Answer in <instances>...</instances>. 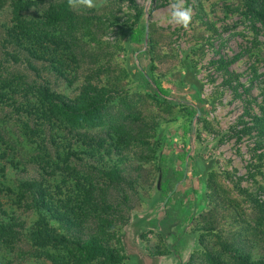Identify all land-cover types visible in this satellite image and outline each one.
<instances>
[{
    "label": "rangeland",
    "instance_id": "1",
    "mask_svg": "<svg viewBox=\"0 0 264 264\" xmlns=\"http://www.w3.org/2000/svg\"><path fill=\"white\" fill-rule=\"evenodd\" d=\"M94 2L93 8L77 6L80 48L76 64L64 61L67 80L49 71L37 80L56 86L67 101L97 98L100 104L101 116L89 121L97 115L93 109L78 132L110 134L102 149L90 148L104 157L94 166L121 168L123 180L109 192L107 223L94 230L105 235L109 251L125 258L121 264H129L134 244L149 255L160 251L161 234L147 220L170 212L172 227L196 234L197 247L188 243L182 264H210L204 256L210 249L222 264H240L234 258L240 251L227 246H244L251 261H264V211L257 205L264 206V26L245 0H186L193 12L188 28L157 23L170 0ZM136 32L138 41L131 39ZM20 155L16 151L30 172L29 156ZM81 155L77 165L87 171L93 162ZM0 202L4 211L15 199L3 191ZM18 210L23 220L27 213ZM30 216L33 228L47 220L37 208ZM169 233L162 239L175 249L180 238L173 241ZM125 239L135 243L126 247ZM8 243H0V264H112L75 252L68 240L62 248H43L34 237Z\"/></svg>",
    "mask_w": 264,
    "mask_h": 264
},
{
    "label": "trees",
    "instance_id": "2",
    "mask_svg": "<svg viewBox=\"0 0 264 264\" xmlns=\"http://www.w3.org/2000/svg\"><path fill=\"white\" fill-rule=\"evenodd\" d=\"M245 1L247 10L264 26V0ZM78 12L77 6H69L67 0H0V149L5 146L0 154V162H4L0 163V193L4 191L15 199L4 211L0 202V243L14 246L26 237H34L43 248L55 243L62 248L68 240L75 252L103 256L112 264H121L125 258L109 251L105 235L97 234L93 226L100 229L107 223L113 206L109 192L123 180L122 169L111 167L104 171L94 166L104 157L96 156L90 148L102 149L106 141L111 142L110 134L97 138L78 132V123L93 109L97 111L93 115H97L89 121L101 116L98 99L67 101L56 86L37 81L43 71L66 81L64 61L78 62ZM139 35L136 32L131 39L138 41ZM68 55H72L71 60L66 59ZM141 77L158 95L144 75ZM83 146L89 148L87 152L78 150ZM106 150V154L111 151ZM16 151L22 157L29 156L30 172L16 159ZM81 153L93 162L87 171L77 165L83 161ZM7 156L10 159L6 160ZM257 205L264 211V206ZM22 207L27 213L23 220L18 210ZM35 208L59 228L46 219L30 227V214ZM261 227L259 232L264 234V225ZM226 248L234 253L240 251L234 257L240 264H264L263 260L251 261L244 246ZM204 256L210 264H222L211 249Z\"/></svg>",
    "mask_w": 264,
    "mask_h": 264
},
{
    "label": "crops",
    "instance_id": "3",
    "mask_svg": "<svg viewBox=\"0 0 264 264\" xmlns=\"http://www.w3.org/2000/svg\"><path fill=\"white\" fill-rule=\"evenodd\" d=\"M164 203H166V201H164ZM167 204L164 207H166ZM190 212L192 211L190 210ZM161 218L157 217L155 219L150 218L147 220V222L153 221V225L155 226L156 231L160 232L161 234V237L157 241L156 245V248L160 249V251L157 250L154 254L149 255L146 252V248H144L145 252L142 250L143 245L141 243H138V245L134 244L136 250L132 251V254L128 256L129 264H182L184 262L183 254L185 255V252H187L186 247H188V243L192 244V248L197 247V243H195L196 234L191 232L188 233V231L186 232L185 229L182 231L181 227L179 229H177L176 226L172 227L173 215L170 212L168 216H162ZM173 230L175 231V233H177V235H175L176 237H174V234H171V231ZM176 230H178V232ZM168 232H170V238H172L173 241L174 239L177 241L180 238V241H177V245L175 247L176 250L167 249V246H165L163 240L164 236L162 235V233ZM129 240L130 239H125L124 244H127L123 245L126 247H131L133 243H135V240H132L133 243H131V241L129 242Z\"/></svg>",
    "mask_w": 264,
    "mask_h": 264
},
{
    "label": "clouds",
    "instance_id": "4",
    "mask_svg": "<svg viewBox=\"0 0 264 264\" xmlns=\"http://www.w3.org/2000/svg\"><path fill=\"white\" fill-rule=\"evenodd\" d=\"M67 3L71 7L82 5L93 8L96 6L94 0H67ZM149 3H151V0H149ZM192 18L193 12L191 7L186 6V0H170L167 12L158 17L157 23L188 28Z\"/></svg>",
    "mask_w": 264,
    "mask_h": 264
}]
</instances>
